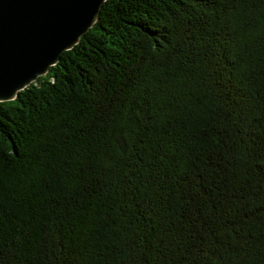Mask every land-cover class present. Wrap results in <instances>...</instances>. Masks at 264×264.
<instances>
[{
    "label": "trees",
    "instance_id": "1",
    "mask_svg": "<svg viewBox=\"0 0 264 264\" xmlns=\"http://www.w3.org/2000/svg\"><path fill=\"white\" fill-rule=\"evenodd\" d=\"M0 264H264V0H106L0 101Z\"/></svg>",
    "mask_w": 264,
    "mask_h": 264
},
{
    "label": "water",
    "instance_id": "2",
    "mask_svg": "<svg viewBox=\"0 0 264 264\" xmlns=\"http://www.w3.org/2000/svg\"><path fill=\"white\" fill-rule=\"evenodd\" d=\"M106 0H0V101L45 75L95 24Z\"/></svg>",
    "mask_w": 264,
    "mask_h": 264
}]
</instances>
